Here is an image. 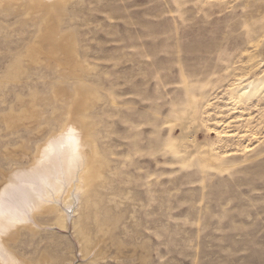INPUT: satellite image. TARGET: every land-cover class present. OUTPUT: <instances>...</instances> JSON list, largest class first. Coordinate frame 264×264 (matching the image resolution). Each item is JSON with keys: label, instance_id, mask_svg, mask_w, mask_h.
<instances>
[{"label": "rangeland", "instance_id": "rangeland-1", "mask_svg": "<svg viewBox=\"0 0 264 264\" xmlns=\"http://www.w3.org/2000/svg\"><path fill=\"white\" fill-rule=\"evenodd\" d=\"M54 1L0 0V185L78 126L70 109L86 191L67 229L45 215L8 247L26 264H264V0Z\"/></svg>", "mask_w": 264, "mask_h": 264}, {"label": "bare ground", "instance_id": "bare-ground-1", "mask_svg": "<svg viewBox=\"0 0 264 264\" xmlns=\"http://www.w3.org/2000/svg\"><path fill=\"white\" fill-rule=\"evenodd\" d=\"M69 1L72 0H55L53 4L60 8ZM46 34L47 32L44 33ZM60 39L66 41L65 37ZM58 49L64 53L66 43L61 42ZM256 86L258 87L255 82H248L242 86L241 96L248 99L253 97L258 90ZM67 111L68 120L64 122L75 119L79 127L68 122V129L51 138L40 149V156L38 159L36 157L34 164L27 169L17 170L12 175L8 174V180L0 185V264H26L8 247L5 238L16 236L14 232L28 224L38 226L36 218L45 215L51 217L57 214L59 228L67 229L71 219L70 211L77 205L79 196L86 191L83 183L87 181L90 168L86 155L91 143L87 138L89 126H86L82 116L72 117V110ZM92 166L97 168L95 163ZM91 180H94V176ZM89 182L88 180V185ZM83 247L87 255L96 250V246H89L86 242Z\"/></svg>", "mask_w": 264, "mask_h": 264}]
</instances>
